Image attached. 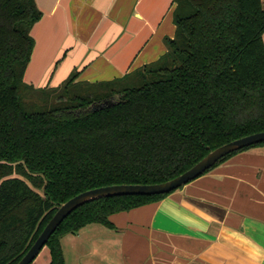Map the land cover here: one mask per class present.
I'll return each instance as SVG.
<instances>
[{"label": "trees", "instance_id": "1", "mask_svg": "<svg viewBox=\"0 0 264 264\" xmlns=\"http://www.w3.org/2000/svg\"><path fill=\"white\" fill-rule=\"evenodd\" d=\"M261 1L172 0L174 35L155 62L95 83L77 81L74 71L56 88L36 89L24 73L42 14L35 0H0V264H16L72 197L164 183L210 151L264 132ZM254 147L264 142L202 175ZM172 192L78 207L44 246L50 264H65L61 237L90 224L112 229L111 215Z\"/></svg>", "mask_w": 264, "mask_h": 264}, {"label": "crops", "instance_id": "2", "mask_svg": "<svg viewBox=\"0 0 264 264\" xmlns=\"http://www.w3.org/2000/svg\"><path fill=\"white\" fill-rule=\"evenodd\" d=\"M114 2H51L50 18L63 13L71 25L60 45L68 44L74 68L66 77L73 70L127 74L166 52L164 39L175 30L172 0H118L116 11ZM125 6L130 18L117 23ZM150 38L164 43L162 51ZM126 40L136 46L133 54L117 59L112 45ZM109 221L112 229L90 224L61 237L65 264H264V153H238L164 199ZM31 264H50L47 247Z\"/></svg>", "mask_w": 264, "mask_h": 264}, {"label": "rangeland", "instance_id": "3", "mask_svg": "<svg viewBox=\"0 0 264 264\" xmlns=\"http://www.w3.org/2000/svg\"><path fill=\"white\" fill-rule=\"evenodd\" d=\"M53 1L54 0H35L36 7L41 12L42 17L32 28L33 30L31 37L33 38L34 47L30 62L24 73V82L36 89L44 88L47 86V88H56L60 86L67 79V73L70 70L74 69L72 68V63L69 61L71 56H68V54L66 55L65 52L68 49V44H65L64 47L60 46L62 45V40L64 38L66 39L65 36H67V33H69L68 29L71 30V25H68V20L66 19L67 17L63 13L60 16L54 15L53 18H50V10H48V7H51V2ZM117 2L118 0H115V2L112 4L113 8L115 6V11L119 9L120 2ZM261 5L263 8L264 1L263 3L261 1ZM124 8L126 13L122 16V18H118L117 23L128 22L130 18V15L127 14L129 7L125 6ZM118 14L120 15V11L118 12ZM110 20L112 21V17H110ZM114 21H116V19ZM152 39L153 41L150 46L156 43L158 44V46L160 45L162 51L164 43L162 42V45V43L159 42L156 38H150L149 42ZM262 41L264 43V34L262 37ZM112 47H114L111 48L113 52L119 53L117 59L120 58V60H122L127 53H132L133 48H135L136 46L132 47L128 44V40H126L123 42H119L118 44H113ZM59 51L60 54L58 55ZM130 56L131 54H129V57ZM131 59L133 58H126L127 63H131ZM155 61H152L150 63H153ZM137 63L134 66H136ZM72 72H74V70ZM78 74V79H80L81 82L91 83H95L99 80L112 81L126 75L122 74L121 72L117 73V71L101 72V74L89 75L88 71L84 70L78 71ZM96 106L97 104L93 105L92 108H96ZM254 150L258 151L259 153H264V147H254L244 152H252Z\"/></svg>", "mask_w": 264, "mask_h": 264}, {"label": "water", "instance_id": "4", "mask_svg": "<svg viewBox=\"0 0 264 264\" xmlns=\"http://www.w3.org/2000/svg\"><path fill=\"white\" fill-rule=\"evenodd\" d=\"M117 98L118 96H113L111 100H107L102 102L101 104H97L96 108H94V111H96L97 109H101L103 106L113 105L114 101H116ZM261 142H264V132L252 134L231 141L210 151L189 170L164 183L154 185H113L82 192L58 206L56 212L47 222L34 243L16 264H31L39 254V252L42 250V248L45 246L51 235L62 223V221L71 212L82 205L111 197L155 196L168 194L195 180L205 171L213 167L220 159L226 157L227 155Z\"/></svg>", "mask_w": 264, "mask_h": 264}]
</instances>
